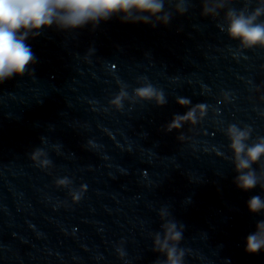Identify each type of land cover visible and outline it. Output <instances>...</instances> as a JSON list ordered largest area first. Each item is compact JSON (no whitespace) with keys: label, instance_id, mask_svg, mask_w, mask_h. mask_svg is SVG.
Segmentation results:
<instances>
[{"label":"clouds","instance_id":"1","mask_svg":"<svg viewBox=\"0 0 264 264\" xmlns=\"http://www.w3.org/2000/svg\"><path fill=\"white\" fill-rule=\"evenodd\" d=\"M192 0H0V83L13 76H23L29 65L35 63V55L27 44L30 37L38 36L42 29L55 26L59 30L74 31L92 24L96 27L102 21L114 16L124 23L167 25L173 15H184ZM234 0H200L201 15L217 20V27L229 39L239 42V49L264 48V0H243V7H232ZM253 4L255 5L253 7ZM166 5L170 6L166 9ZM222 14V15H221ZM94 51L90 49L89 52ZM121 89L111 103L123 108V99L129 96ZM139 101H155L164 105L167 101L162 90L145 82L133 89ZM176 103L188 107L191 101L177 98ZM207 111L205 104L192 106L184 114H176L166 131L180 130L185 123L195 124L196 113ZM252 129L237 124L227 126L224 134L229 140L230 159L237 175L234 183L242 191H250L257 186L264 191V137L252 140ZM182 138V137H181ZM251 141V143L249 142ZM43 153L36 149L32 153L35 160ZM219 155H224L219 153ZM258 165V167H254ZM64 184L65 181H60ZM79 194L73 201L80 200ZM252 214H264V198L254 195L247 201ZM159 230L150 233L152 251L158 258L154 264H185L189 250L181 247L184 225L176 221L169 206L162 205L158 212ZM264 250V219L257 221L255 231L245 239V251L255 254ZM120 257H125L123 248L116 249ZM159 257H163L160 259Z\"/></svg>","mask_w":264,"mask_h":264}]
</instances>
